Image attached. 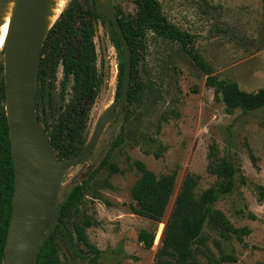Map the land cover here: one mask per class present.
Here are the masks:
<instances>
[{
	"label": "rangeland",
	"instance_id": "1",
	"mask_svg": "<svg viewBox=\"0 0 264 264\" xmlns=\"http://www.w3.org/2000/svg\"><path fill=\"white\" fill-rule=\"evenodd\" d=\"M157 1L171 24L196 36L195 49L214 75L236 83L245 92L264 89V0ZM111 5H119L126 15L136 13L134 0H108ZM93 40L103 82L89 110L84 137L91 138L106 111L111 109L116 115L106 124L91 155L62 171L57 203L95 172L118 136L123 141L111 152L110 163L119 171L98 170L90 178L79 208L71 211L64 222L70 227L73 221L89 218L93 225L86 234L97 254L76 239L71 243L65 231L60 230L56 233L60 264H152L183 178L188 174L198 177L196 197L219 182L207 171L211 144L217 156L235 168L233 190L221 196L212 209L221 212L232 227H245L250 232L240 240L208 220L194 243L195 256L202 264H207V256L220 261L224 254L234 256L236 262L221 264H264V198H258L259 187H264V107L227 113L213 89L205 86V74L193 64L182 45L146 30L135 79L140 86L139 99L130 106L124 121L126 104L117 114L119 108L114 101L117 58L107 23L97 22ZM62 80L58 64L45 86L51 101L42 102L39 112L48 134L55 130L58 118L72 100L71 83L62 92ZM134 161L142 162L157 177L175 176L160 222H151L131 211L134 202L130 189L140 177ZM141 229L155 232L150 249L137 242Z\"/></svg>",
	"mask_w": 264,
	"mask_h": 264
},
{
	"label": "trees",
	"instance_id": "2",
	"mask_svg": "<svg viewBox=\"0 0 264 264\" xmlns=\"http://www.w3.org/2000/svg\"><path fill=\"white\" fill-rule=\"evenodd\" d=\"M135 15H126L119 5H112V9L131 52L130 84L124 111V121L129 115V108L139 99L140 86L136 83L138 75L139 50L143 47L146 30L155 32L159 37L179 42L193 64L205 74V86L212 88L215 98L223 103L227 113L235 109L250 112L264 107V89L245 92L236 83L219 79L213 74L211 66L195 49L196 36L171 24L162 13L157 0H134ZM96 0H70L66 8L61 11L57 19L46 32L40 49V61L36 75L34 107L41 121L39 112L44 101H51L46 83L54 69L59 64L63 73L61 91L71 83L72 100L64 114L58 118L57 127L49 134L52 145L59 160L80 155L88 145L90 139L84 137L88 113L94 104L103 82V76L96 66V50L94 43L95 26L97 22L107 23L110 28V39L117 58V75L114 99L121 94L125 54L123 46L109 18L98 13ZM2 55V52H1ZM5 92L3 80H0V264L3 260L5 240L12 206L14 189L13 163L10 155L8 128L4 111ZM47 130V129H46ZM123 140L118 136L112 142L109 150L99 162L94 173L76 184L65 194L63 200L57 203L56 222L49 238L43 245L38 256L37 264H60L58 257V243L56 233L65 231L69 241L74 239L92 253L97 249L87 237L86 230L93 225L85 217L80 222L73 221L70 227L65 225V219L71 211H76L85 194L90 178L104 168L110 172L119 169L110 163L111 152ZM207 171L215 176L219 182L215 187L203 191L199 197L195 196L198 177L186 175L175 196L172 210L165 220L161 234L160 245L155 253L152 264H202L195 256L194 243L200 238L204 225L213 220L223 229L233 233L238 239L248 235L245 227H232L225 216L212 209L213 204L223 195L230 193L234 187L235 168L232 163L217 156L214 144L207 152ZM133 166L140 177L130 189L134 202L131 211L137 216L151 222H160L173 192L174 174L157 177L140 161H134ZM258 198H264V187H259ZM253 218V215H249ZM155 239V232L151 229H141L137 233V242L144 248L150 249ZM222 262H236L230 255H221L220 261L207 256V264H221Z\"/></svg>",
	"mask_w": 264,
	"mask_h": 264
},
{
	"label": "water",
	"instance_id": "3",
	"mask_svg": "<svg viewBox=\"0 0 264 264\" xmlns=\"http://www.w3.org/2000/svg\"><path fill=\"white\" fill-rule=\"evenodd\" d=\"M40 1H16L0 51L3 56L4 111L14 173L12 206L2 264H37L41 249L56 222L62 171L83 163L90 156L106 124L116 115L111 109L102 115L89 144L80 155L58 159L50 136L38 120L34 107L36 75L45 35L42 40H35L31 28ZM96 7L98 13L109 18L124 49L122 90L115 101L119 108L117 114H120L130 84L131 52L112 7L101 9L97 1ZM28 144L36 151L39 161L33 177L26 163Z\"/></svg>",
	"mask_w": 264,
	"mask_h": 264
},
{
	"label": "bare ground",
	"instance_id": "4",
	"mask_svg": "<svg viewBox=\"0 0 264 264\" xmlns=\"http://www.w3.org/2000/svg\"><path fill=\"white\" fill-rule=\"evenodd\" d=\"M17 0H0V51L3 47L7 28ZM66 0H41L38 12L34 15L31 30L35 40H42L46 31L51 27L63 8ZM101 9H107L108 0H97ZM110 111V110H108ZM26 163L30 176L37 172L39 161L36 151L29 144L26 148Z\"/></svg>",
	"mask_w": 264,
	"mask_h": 264
},
{
	"label": "flooded vegetation",
	"instance_id": "5",
	"mask_svg": "<svg viewBox=\"0 0 264 264\" xmlns=\"http://www.w3.org/2000/svg\"><path fill=\"white\" fill-rule=\"evenodd\" d=\"M97 1V0H96ZM112 6V5H111ZM114 11V10H113ZM107 17V16H106ZM118 18V17H117ZM115 31V30H114ZM119 99V98H118ZM118 99H114V101H116V100H118ZM126 103V102H125ZM125 105V104H124ZM95 131V130H94ZM94 133V132H93ZM92 136H93V134H92ZM92 136H91V138H92ZM91 138H90V140H91ZM90 142V141H89ZM89 142H88V144H89ZM87 147V146H86ZM95 148V147H94ZM86 149V148H85ZM94 150V149H93ZM93 152V151H92ZM91 155V154H90ZM72 158V157H71Z\"/></svg>",
	"mask_w": 264,
	"mask_h": 264
}]
</instances>
